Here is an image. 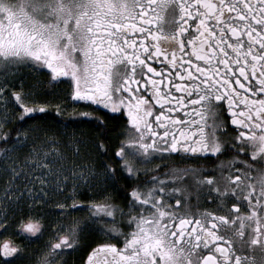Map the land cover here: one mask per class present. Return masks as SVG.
Listing matches in <instances>:
<instances>
[{
	"label": "snow or ice",
	"instance_id": "1",
	"mask_svg": "<svg viewBox=\"0 0 264 264\" xmlns=\"http://www.w3.org/2000/svg\"><path fill=\"white\" fill-rule=\"evenodd\" d=\"M21 65L50 70L49 83L70 78L74 101L126 113L132 150L122 142L115 155L129 177L155 152L196 161L235 153L208 173L189 165L140 181L123 206L103 193L87 222L55 228L35 264H65L58 258L96 225L104 238L83 264H264V0H0V67ZM46 104L0 81V229L19 238L0 244V264H29L24 241L44 231L36 206L96 175L68 156L79 155L75 138L7 130L10 107L23 120ZM249 153L261 167L241 159ZM102 167L115 181L116 169ZM202 196L215 207L202 208ZM256 246L259 260L245 253Z\"/></svg>",
	"mask_w": 264,
	"mask_h": 264
},
{
	"label": "trees",
	"instance_id": "2",
	"mask_svg": "<svg viewBox=\"0 0 264 264\" xmlns=\"http://www.w3.org/2000/svg\"><path fill=\"white\" fill-rule=\"evenodd\" d=\"M30 70V69H29ZM26 71L24 74L16 75L12 85L17 88L20 87L21 83L25 89H31L33 95L39 104L45 103L46 107L43 112H35L31 115L24 116L23 120L18 119L19 113L15 115L11 113L9 123L6 125L7 130L12 129H36L35 133L30 132V136L42 135L44 129L50 130V133H55L57 138L62 141L63 144H67L70 139L75 138L80 141L79 143V155L73 156L71 152H68V156L74 160L78 165L86 166L87 164L95 163L96 160H100L101 151L97 148V144H101L105 147L106 152L105 160L108 165H112L116 169L115 176L116 180H108L105 188L101 191H92L91 201H101L99 198L103 193L107 192L111 195L115 203L123 206L126 201L124 197L130 191L127 188V181L122 179L120 181V175L117 170V164L115 158L112 157L115 150V145L118 142L120 135L122 118L117 115L111 114H93L88 118L75 117V115H68L65 113L62 105L65 100L64 91L61 88H53L47 83V80L39 72ZM57 105L60 107V111L57 112ZM82 111H79L81 113ZM15 136V133H12ZM113 163V164H111ZM70 183V180L67 181ZM73 183V181H71ZM74 184V183H73ZM3 186V180L0 179V187ZM64 193L61 195H55L50 193L46 197L48 201L52 203H41L36 206V211L44 218V221L51 223L52 220L60 218V221L66 223H72L74 220L84 223V216L86 211L84 210L85 203L88 200L85 195V190L81 187L75 188L74 190H62ZM70 192H74L71 194ZM74 197L77 204H81V209H72L70 207L64 208L65 214L56 212L55 202H64L68 205V199L66 197ZM97 197V198H96ZM61 204V203H60ZM119 217V216H118ZM93 238L99 237L96 231L91 230Z\"/></svg>",
	"mask_w": 264,
	"mask_h": 264
},
{
	"label": "flooded vegetation",
	"instance_id": "3",
	"mask_svg": "<svg viewBox=\"0 0 264 264\" xmlns=\"http://www.w3.org/2000/svg\"><path fill=\"white\" fill-rule=\"evenodd\" d=\"M39 73H41L42 75H44V78L47 80V83L50 84L53 88H61L64 91L65 94V100L64 103L62 105L63 109H66L68 106L71 108H75V109H79L82 112L88 111L91 112L93 114H111V115H117L120 116L122 118V123H121V130H120V135L118 137V142L115 145V150L113 152L112 157L115 158V163L117 164V170L119 172L120 175V181L122 179H125L128 183H127V188L129 190H131V186H135L138 182L140 181H148V179L151 176L157 175V174H164L165 172L171 171V170H175L178 168H184L187 167L189 165H192L194 167H201L203 168V170L205 171V173H208L210 171H212L213 169H215L221 161H224L225 163H227L228 161H230L232 159V157L235 156V153L233 152H226L225 155L221 156L219 160L215 159V157H212L210 159H201L199 161L196 160H182L179 156H177L176 154H168V153H164L163 156L164 158L161 159V153L159 152H155L153 154V158L151 159L150 162L148 163H141L138 165L139 167V173L136 175H133L131 177L128 176V174L126 172H122L121 171V164L119 163V159L116 157L115 153L117 151V149H119L121 147L122 142H124L125 145V149L126 151H130L131 147L128 145L127 141L128 138L130 136L134 135V130L132 128V125H130L128 123V119H127V115L126 113L121 110L119 112H112L110 109H105L102 105H95V104H90V103H86V102H82V101H74L71 98V88L69 86V79L68 77H59L56 80L51 81V83H49L50 80V70L46 69V68H42L41 70L37 71ZM159 107V106H157ZM225 115H227V113H225ZM232 127L229 125V128L226 130L225 134H223L221 136V138L226 142V143H230L232 137L235 135L234 132L231 131ZM223 131V130H221ZM221 131H218V135L221 134ZM99 145H102L101 142H99L96 146L97 148L101 151V155H100V160H96L95 163H90L87 164L86 168H91L93 170V172L96 174L95 178L92 179L90 181V183H83V184H79V186H74L73 183H68L67 185L63 186L62 190H74L75 188H83L85 190V195L86 198L88 199L85 203V207L84 210L86 211V214L84 216V222H87L89 219V205L90 202H92V197L91 196V192L92 191H101L105 188L106 182L105 178H104V169L102 167V165H108V163L105 160L106 157V152L104 151V146L102 145V147H98ZM241 159H247L249 160L250 163H254L256 164V167L259 168L262 165L256 163L255 160H253V158L251 157L250 153L247 156L242 155ZM256 160H259V157L256 158ZM113 164V163H111ZM235 166L236 167H242V165L240 164V161L237 160L235 161ZM113 167V166H112ZM114 168V167H113ZM97 198V197H96ZM99 198H102V196H100ZM48 203H52V201H48ZM65 204L64 202H55V210L56 212L60 213V214H65L66 210L63 208H59L57 205L58 204ZM195 203V201H194ZM199 204L201 205L202 208H211V207H215V205H211L203 196L200 198L199 200ZM67 205V203H66ZM68 207L72 208V209H83L81 204H77V202H75V198L74 201L69 200L68 201ZM67 208V207H65ZM42 216V215H41ZM10 218H11V214H10ZM81 219H79L80 221ZM117 220H120L119 217H117ZM42 224L44 225V231H43V235L40 236L39 239H35L32 241H24L25 244L28 245L27 247V253L28 256L31 258L29 261V264H35V261L43 254V252L45 251V245L51 240L52 238V234L55 231V228L61 224H63L65 227L71 225L72 223H66L64 220L60 221V218H57L52 220L51 223L44 221V218L42 219ZM81 222V221H80ZM82 223V222H81ZM127 221L124 220L123 222H120V227L124 230L127 231V227H126ZM91 230L96 231L99 234V237H92V233ZM15 231V228L10 229L9 233H4L2 229H0V244H2L4 242L5 239H10V240H14L15 242H19V238L18 237H13L11 236V232ZM103 234L100 233L99 231H97L96 229L92 228L90 230H87L83 235L82 238L80 239L78 245L75 247V250H65V254L62 258H58V259H62L65 264H83V260L86 258L87 253L90 251L91 247H94L96 245V243L101 242V240L103 239ZM122 239V238H121ZM245 253H251L252 255H254L256 257L257 260H259L260 256L262 255L261 250L259 249L258 246H256L255 252L253 253L251 249H245Z\"/></svg>",
	"mask_w": 264,
	"mask_h": 264
},
{
	"label": "rangeland",
	"instance_id": "4",
	"mask_svg": "<svg viewBox=\"0 0 264 264\" xmlns=\"http://www.w3.org/2000/svg\"><path fill=\"white\" fill-rule=\"evenodd\" d=\"M32 70V71H35V70H33L31 67H28V66H26V65H21V66H19V67H17V68H15V69H4L3 67H0V81H3L4 79H5V77L7 78V80H8V82L10 83V84H12V82L15 80V76L16 75H19V74H24V72H26V71H28V70ZM29 70V71H30ZM37 72V71H36ZM79 109H75V108H71V107H67L66 109H65V113H67L68 115H75V117H81V118H88L89 116H91L92 115V113L91 112H88V111H85V112H81V113H79ZM37 112H40V111H37ZM11 113H12V110H11V107L9 108V110H8V117L10 118V116H11ZM83 113H87V115H83ZM3 115H4V112H3V110L2 109H0V118H2L3 117ZM28 115H31V114H28ZM28 115H26V116H28ZM130 150H132V149H130ZM70 183H71V180H70ZM67 184H68V182H67ZM66 184V185H67ZM80 184H83V182H81ZM47 187V186H46ZM63 188V187H62ZM62 188L59 190V191H50V193L52 192V193H54L55 195H61V194H63L64 192L62 191ZM70 191H72V190H70ZM71 194H73L74 192H70ZM66 197V199H68L69 197H67V196H65ZM45 199H46V197H45ZM69 200H71V201H74V198L73 197H71V198H69ZM68 200V201H69ZM123 222V221H122ZM98 227H100V225H96V226H93V228L94 229H97Z\"/></svg>",
	"mask_w": 264,
	"mask_h": 264
}]
</instances>
